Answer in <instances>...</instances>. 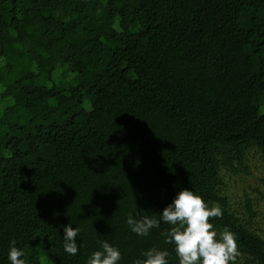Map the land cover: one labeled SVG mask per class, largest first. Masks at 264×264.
Segmentation results:
<instances>
[{"label":"trees","instance_id":"obj_1","mask_svg":"<svg viewBox=\"0 0 264 264\" xmlns=\"http://www.w3.org/2000/svg\"><path fill=\"white\" fill-rule=\"evenodd\" d=\"M263 97L264 0H0V264L13 240L25 264H87L103 241L118 264L149 248L179 264L172 225L125 220L180 188L221 208L234 264H264L259 201L226 191L264 168Z\"/></svg>","mask_w":264,"mask_h":264},{"label":"clouds","instance_id":"obj_2","mask_svg":"<svg viewBox=\"0 0 264 264\" xmlns=\"http://www.w3.org/2000/svg\"><path fill=\"white\" fill-rule=\"evenodd\" d=\"M219 206L208 207L202 197L189 188H180L159 212V217L142 216L136 218L132 212L126 216V224L138 236H148L150 230L161 223L172 225L164 233L165 242L174 246L179 264H234L239 255L236 237L228 230L218 234L209 217H220ZM79 229L71 225L63 228L64 251L75 255L78 251L76 238ZM166 249L149 248L143 250L134 264H168ZM24 252L15 246V240L7 252L10 264H25ZM120 250L106 241L91 253L87 264H118Z\"/></svg>","mask_w":264,"mask_h":264},{"label":"rangeland","instance_id":"obj_3","mask_svg":"<svg viewBox=\"0 0 264 264\" xmlns=\"http://www.w3.org/2000/svg\"><path fill=\"white\" fill-rule=\"evenodd\" d=\"M260 101L264 102V97L260 99ZM261 163L262 161L260 159L256 157L252 158L250 161L251 174L245 175V177L241 176L242 178L239 177V175H232L234 178H232V180L230 179L227 183L228 189H226V191L228 192L229 198L232 200V205L239 209V211H241V208L238 203L245 193L249 194L254 200L256 199L259 201L256 205L259 211L257 217L254 218V222H256V228L264 230V200H261L262 195L253 189L255 186L263 187L262 182L259 181V177L264 173V168L260 171Z\"/></svg>","mask_w":264,"mask_h":264}]
</instances>
